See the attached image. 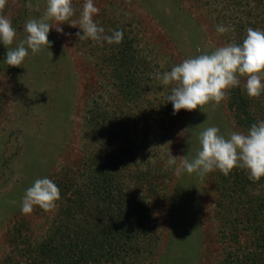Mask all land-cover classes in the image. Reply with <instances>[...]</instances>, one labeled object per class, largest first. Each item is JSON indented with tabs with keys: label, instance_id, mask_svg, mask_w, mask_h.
<instances>
[{
	"label": "rangeland",
	"instance_id": "374dc122",
	"mask_svg": "<svg viewBox=\"0 0 264 264\" xmlns=\"http://www.w3.org/2000/svg\"><path fill=\"white\" fill-rule=\"evenodd\" d=\"M84 3L72 0L75 14L60 25L63 32L50 29L52 46L37 54L29 49L20 67L5 63L7 51L25 38L28 20L43 16L46 0H7L0 12L16 30L12 45L0 44V264L10 259L27 264L29 246L59 239L65 226L83 225L87 208L74 220L66 215L71 206L87 202L76 191L94 177L92 161H106L110 147H118L104 138V124L88 125L90 110L119 121L138 138L145 134V160L138 162L151 164L142 171L128 164L120 171L145 204L147 242L125 261L100 264H235V254L242 260L238 264H251L250 254L261 253L246 220L250 202L264 196V184L244 186L238 176L247 173L240 168L203 178L176 170L184 159L195 158L206 128L215 126L227 138L264 120V93L249 98L241 78L218 105L173 115L167 101L171 86L157 75L226 44H242L250 27L264 31V0H93L99 9L94 22L104 35L122 30L119 44L77 38L83 32L70 24L79 20ZM218 25L230 30L218 34ZM122 53L133 62L123 65ZM235 95L247 98V107ZM170 155L177 157L176 165H168ZM42 178L60 190L56 207L45 212L36 206L22 214L26 189ZM61 182L68 188L58 186Z\"/></svg>",
	"mask_w": 264,
	"mask_h": 264
},
{
	"label": "clouds",
	"instance_id": "9594fccd",
	"mask_svg": "<svg viewBox=\"0 0 264 264\" xmlns=\"http://www.w3.org/2000/svg\"><path fill=\"white\" fill-rule=\"evenodd\" d=\"M7 0H0V12ZM47 7L40 19L28 20L24 26L25 38L19 45L7 51L5 63L8 66L20 67L30 49L33 54L44 47L50 48L48 40L50 29L55 28L62 33L60 27L74 14L72 0H46ZM99 12L93 0H85L78 21H72V27H78L76 36L79 40L107 41L108 44H119L123 39V31H112L104 35V29L97 25L93 16ZM48 21H55L53 27ZM230 29L223 25L216 27L218 34ZM16 30L6 16L0 15V44L7 47L13 44ZM25 45L27 47H25ZM245 78L244 90L249 98H258L264 93V31L247 29L242 44L229 43L218 47L210 54H201L183 60L157 79L170 87L167 101L171 102L173 115L180 110L193 111L202 108L209 102L219 104L226 97V92L240 84ZM200 148L191 161L184 159L177 168V175L187 172L196 173L203 178L206 174L218 170L228 176L234 168L246 171L252 182L264 177V120L251 125L246 133L232 132L227 138L220 134L219 128L211 126L199 134ZM177 157L170 155L168 165H176ZM60 199V190L48 178L37 179L26 189L22 197V214L32 213L38 206L45 212L56 207Z\"/></svg>",
	"mask_w": 264,
	"mask_h": 264
},
{
	"label": "trees",
	"instance_id": "16d2710c",
	"mask_svg": "<svg viewBox=\"0 0 264 264\" xmlns=\"http://www.w3.org/2000/svg\"><path fill=\"white\" fill-rule=\"evenodd\" d=\"M119 60L123 65L133 62L125 53L121 54ZM238 96L235 95L234 98L238 99L244 108L247 107V98ZM87 122L92 127H101L104 124L107 135L106 137L104 134V138L114 140L118 147L113 151L110 147V153L106 156L107 162L104 161L105 158H102L103 160L99 158L98 163L92 161L96 167V172H92L94 177L79 192L76 191V196L87 202L81 201L77 203V207L71 206V211L66 215L74 220L76 212L77 215H83L82 209L87 208L82 220L83 225L65 226L58 234L55 233L59 239L50 238L42 244L29 246L23 256L27 264H100L104 261H125L130 254H137L139 246L146 243L149 238L148 230L143 224L145 204L142 203L140 194L136 193L138 191H135V187L125 182L126 175L120 174V171L129 165H134L137 169L142 165L146 166L143 167L145 169L150 168L151 164L138 162L139 159L145 160L143 154L146 150L147 136L142 134V137L138 138L135 133L124 130L119 121L99 116L92 110L89 111ZM138 174L145 176L142 172ZM239 179L244 186L264 184L263 178L252 182L248 175L243 173L238 176ZM58 186H62V189L68 188L65 182ZM88 201L92 202L89 204ZM73 202L76 203L75 200ZM249 205L246 221L249 226L251 224L255 245L261 253L250 254L251 264H262L260 260L264 256V196H258ZM78 207H81L79 209L81 212L77 210ZM67 209L69 210L68 207ZM234 257L236 260L232 258L231 263H242L239 256L237 258L235 254ZM21 263L10 259L7 264Z\"/></svg>",
	"mask_w": 264,
	"mask_h": 264
}]
</instances>
